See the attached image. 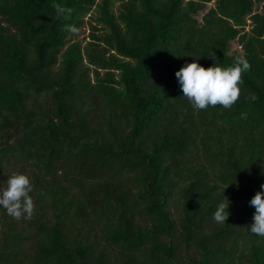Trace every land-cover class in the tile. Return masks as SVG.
<instances>
[{"label": "trees", "instance_id": "16d2710c", "mask_svg": "<svg viewBox=\"0 0 264 264\" xmlns=\"http://www.w3.org/2000/svg\"><path fill=\"white\" fill-rule=\"evenodd\" d=\"M118 1L0 0V187L20 164L35 204L0 207V264H264L261 0H214L201 21L212 0ZM87 15L100 32L69 43ZM212 53L251 67L231 108L197 110L175 73Z\"/></svg>", "mask_w": 264, "mask_h": 264}, {"label": "clouds", "instance_id": "9594fccd", "mask_svg": "<svg viewBox=\"0 0 264 264\" xmlns=\"http://www.w3.org/2000/svg\"><path fill=\"white\" fill-rule=\"evenodd\" d=\"M57 16L70 18L73 9L59 3L53 5ZM66 31L78 33L79 29L74 25H66ZM215 61L212 66L205 68L196 59L185 64L176 71L183 96L187 98L192 107L197 110L207 109L209 106L231 108L241 94L240 85L243 83L242 74L250 69L247 59L236 57L232 66L223 67L216 62L215 53L210 54ZM248 99L255 101L257 97L252 94ZM247 113L242 112L241 118L246 119ZM33 185L26 174L13 172L6 180V184L0 187V207L14 219H31L35 211V204L30 193ZM228 200V199H227ZM228 203L220 202L213 214L214 221L223 224L230 213ZM255 212L250 224V231L260 237H264V184L249 201Z\"/></svg>", "mask_w": 264, "mask_h": 264}, {"label": "rangeland", "instance_id": "374dc122", "mask_svg": "<svg viewBox=\"0 0 264 264\" xmlns=\"http://www.w3.org/2000/svg\"><path fill=\"white\" fill-rule=\"evenodd\" d=\"M120 2L118 0H112V8L114 11H116L118 9ZM214 6V0L207 2L204 6V8L202 10H200L197 14L196 17L198 18L199 21H201L203 14L210 8ZM254 11L256 12H264V0H261L260 2H256L254 4ZM2 20L1 16H0V21ZM79 29L78 33H72L69 32L68 34V42H79L81 44V46H83L86 42H88L90 40V33L93 31L94 33H98L100 31L97 30H92V27L89 23V19H88V15L84 17L83 22L80 24V26L76 27ZM249 27H246V30H248ZM239 48V46L236 45L235 42H233L232 45V49H236ZM113 52V51H111ZM91 68H93V66H91ZM102 71V70H101ZM90 77L93 78V72L91 69L90 72ZM20 164H15L11 167H8V173H13L16 172V170H18ZM10 173V174H11ZM1 182V181H0Z\"/></svg>", "mask_w": 264, "mask_h": 264}]
</instances>
